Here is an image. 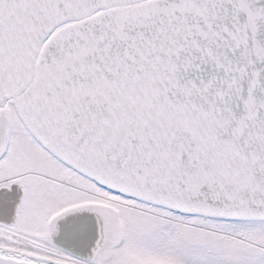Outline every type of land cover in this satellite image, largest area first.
<instances>
[{
  "label": "snow or ice",
  "instance_id": "obj_1",
  "mask_svg": "<svg viewBox=\"0 0 264 264\" xmlns=\"http://www.w3.org/2000/svg\"><path fill=\"white\" fill-rule=\"evenodd\" d=\"M0 264H264V0H0Z\"/></svg>",
  "mask_w": 264,
  "mask_h": 264
}]
</instances>
